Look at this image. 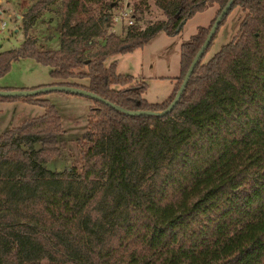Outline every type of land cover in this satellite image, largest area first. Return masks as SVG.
<instances>
[{"label": "trees", "instance_id": "1", "mask_svg": "<svg viewBox=\"0 0 264 264\" xmlns=\"http://www.w3.org/2000/svg\"><path fill=\"white\" fill-rule=\"evenodd\" d=\"M60 1L59 47L42 49L26 38L2 49L0 75L29 56L50 66L53 78L88 77L87 84H58L125 109L156 111L174 97L228 0H155L165 19L145 29L136 19L148 1L135 0V21L123 37L106 31L105 11L117 0ZM44 2L30 7L31 20ZM92 2H100L98 14ZM214 3L209 24L181 42L179 74L164 100L149 102L145 81L118 72L115 60L105 64L160 30L178 33ZM235 6L245 11L236 33L204 61ZM102 35L99 51L83 57L80 40ZM41 93L0 95L44 108L0 132V264H264V0L232 1L169 112L131 115L90 97L86 129L75 140L79 157L62 171L45 166L58 154L64 128Z\"/></svg>", "mask_w": 264, "mask_h": 264}, {"label": "rangeland", "instance_id": "2", "mask_svg": "<svg viewBox=\"0 0 264 264\" xmlns=\"http://www.w3.org/2000/svg\"><path fill=\"white\" fill-rule=\"evenodd\" d=\"M38 0H0V9L4 10L6 28L0 33V50L19 46L26 38H33L38 47L58 48L62 32L63 15L60 0H45L43 8L35 19L31 20L28 10ZM127 1L133 6L135 0H117L105 12L110 15L107 32L113 31L123 37L128 25L113 21V12ZM148 9L143 12L136 22L141 29L165 19V15L154 3L147 0ZM100 2L90 4L94 14H98ZM217 4H209L204 10L196 12L183 24L180 31L168 35L163 30L156 32L142 47H137L126 53L110 55L105 64L116 61V70L131 74L135 82L145 81L147 88L143 97L149 102H160L171 92L174 79L179 74V58L181 42L186 40L197 29L198 25H208L217 11ZM240 6H235L227 15L225 22L215 34L208 51L203 57L207 60L220 46L228 42L238 29L239 22L244 15ZM135 21V17H134ZM106 35L93 38L87 43L80 40L78 47L83 57H91L99 51L105 42ZM50 66L44 65L34 58L25 56L11 62L9 70L0 75V87L8 89H32L35 86H49L59 81H77L87 84L88 77L57 79L49 74ZM86 70V66L77 68ZM40 97L49 99L55 105L61 116L64 132L59 136L58 154L45 163V166L62 171L70 167L74 159L79 157V148L75 140L82 135L87 126L89 105L92 100L89 96L70 90L51 89L42 92ZM44 112L43 106L23 99L0 100V132L10 128L24 119L40 115ZM39 144H36V147Z\"/></svg>", "mask_w": 264, "mask_h": 264}, {"label": "water", "instance_id": "3", "mask_svg": "<svg viewBox=\"0 0 264 264\" xmlns=\"http://www.w3.org/2000/svg\"><path fill=\"white\" fill-rule=\"evenodd\" d=\"M233 0H228L227 3L225 4V6L220 10V12L217 14V16L215 17L209 31L207 32L202 44L200 45L199 49L197 50V52L195 53L193 59L191 60V63L189 64V67L186 71V73L183 76V79L174 95V97L172 98V100L170 101V103L162 110H151V109H125L119 105H117L116 103L111 102L110 100L98 95L97 93L87 90L85 88H81V87H75V86H71V85H66V84H53V85H49V86H43V87H37V88H32V89H7V88H0V95H6V96H23V95H32V94H36L39 92H44L47 90H51V89H61V90H70V91H74L77 92L79 94H84L87 95L91 98H96V99H100L105 101L107 104H110L111 106H113L116 109H119L120 111H123L127 114H155V115H161V114H165L167 112H169L172 107L175 105V103L178 101V99L181 96V93L187 83V80L189 78V76L191 75L194 66L196 65L198 59L202 56L204 49L207 47L208 43L210 42L212 35L214 34V32L216 31L223 15L226 13V11L228 10V8L230 7L231 3Z\"/></svg>", "mask_w": 264, "mask_h": 264}, {"label": "built area", "instance_id": "4", "mask_svg": "<svg viewBox=\"0 0 264 264\" xmlns=\"http://www.w3.org/2000/svg\"><path fill=\"white\" fill-rule=\"evenodd\" d=\"M4 13V10L0 9V33L6 28V19L3 17ZM134 17L132 6L127 1L113 12V21L116 23L120 22L125 25H130L134 22Z\"/></svg>", "mask_w": 264, "mask_h": 264}]
</instances>
